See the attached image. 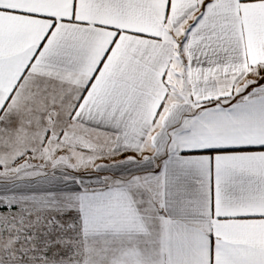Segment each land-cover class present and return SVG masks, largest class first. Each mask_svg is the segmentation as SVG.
I'll use <instances>...</instances> for the list:
<instances>
[{
    "label": "snow or ice",
    "instance_id": "1",
    "mask_svg": "<svg viewBox=\"0 0 264 264\" xmlns=\"http://www.w3.org/2000/svg\"><path fill=\"white\" fill-rule=\"evenodd\" d=\"M0 264H264V0H0Z\"/></svg>",
    "mask_w": 264,
    "mask_h": 264
}]
</instances>
